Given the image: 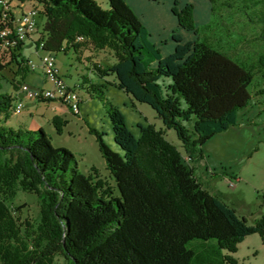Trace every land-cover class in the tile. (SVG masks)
Returning a JSON list of instances; mask_svg holds the SVG:
<instances>
[{
  "label": "trees",
  "instance_id": "16d2710c",
  "mask_svg": "<svg viewBox=\"0 0 264 264\" xmlns=\"http://www.w3.org/2000/svg\"><path fill=\"white\" fill-rule=\"evenodd\" d=\"M187 1L181 9L175 1L171 13L195 39L183 42L174 31V51L164 57L124 0H107V10L95 0H40L42 51L58 53L63 45L64 52L77 51V37L97 51L110 50L113 65L89 70L100 79L113 76L118 90L148 105L164 130H174L189 162L164 130L139 124L135 137L105 86L83 76L81 88L106 107L121 150L93 131L112 187L95 170L84 176L74 155L54 148L42 129L10 128L15 97L0 92V264H56L57 258L64 264H190L194 252L187 244L194 240H215L228 253L219 264H237L231 255L247 236L258 234L264 245V216L248 225L203 188L192 164L204 160V144L235 125L252 99L262 96L257 105L264 111V0H208L211 19L201 28ZM24 45L11 51L19 73L28 70ZM4 70L0 64V75ZM9 85L18 89L12 80ZM192 117L190 134L184 123ZM52 124L60 132L61 120ZM19 191L39 199L32 230L21 228L8 204Z\"/></svg>",
  "mask_w": 264,
  "mask_h": 264
},
{
  "label": "rangeland",
  "instance_id": "374dc122",
  "mask_svg": "<svg viewBox=\"0 0 264 264\" xmlns=\"http://www.w3.org/2000/svg\"><path fill=\"white\" fill-rule=\"evenodd\" d=\"M102 9L107 10V0H95ZM137 20L147 29L150 41L156 46L160 54L169 50L171 45V34L173 30H178L175 17L171 13L174 2L177 8L181 9L187 0H124ZM193 19L196 28H201L210 19V4L208 0H192ZM42 20L39 21V31H42ZM186 39L192 34L180 32ZM167 43V46H164ZM81 47L89 50V53L99 54L93 48L90 41L80 43ZM80 47V48H81ZM12 53L0 48V64L5 66V70L0 75V92L15 97L13 88L9 81L31 86H42L48 88L50 84H43V75L37 68L35 71L26 70L23 73L17 72V65L11 59ZM26 60L32 61L39 66L41 52H36L35 46L29 43L21 51ZM106 62L114 64L116 59L110 50L100 53ZM16 55V53H15ZM90 59V58H88ZM56 65L58 73L70 86L75 82H81L80 75L87 74V69L77 61V56L70 49L66 55L58 52L56 55ZM24 66V65H22ZM24 68V67H22ZM91 68V67H90ZM89 68V69H90ZM95 84L104 85L107 100L117 108L125 119V124L129 131L135 136H139L138 125H151L156 130H164L161 121L155 112L146 104L135 102L132 97L114 85V77L110 76L100 79L94 75L90 77ZM32 88V87H31ZM252 86L249 90L252 91ZM259 89V88H258ZM76 93L79 95L81 103L79 105V115H74L68 107L66 117H61L60 132L44 120L36 118L31 121L25 120L26 127L21 130L38 131L39 120L43 121L42 127L48 140L54 148H64L71 152L78 162L79 171L84 176H93L92 170L96 171L97 177L110 186H114L110 174L106 169L104 159L100 153L99 146L93 131L103 133V142L114 152L121 153L120 148L115 144L110 121L106 114V107L97 98H90L86 89L79 88ZM262 96H257L256 100L240 110L237 115L236 124L230 126L226 131L213 136L202 147V153L208 168L207 185L211 186L218 194L216 195L230 207L236 214L244 218L248 225L254 226L264 216V111L257 105ZM259 100V101H258ZM24 108H25V101ZM16 100L12 103L14 107ZM23 108V110H24ZM29 108V106H26ZM41 115L46 112L40 109ZM20 114H10L8 126L17 131L20 122ZM195 119L184 123V126L191 134ZM166 140L171 143L183 156L186 162L189 159L184 155L181 142L178 140L174 130H164ZM194 173L203 162L192 163ZM202 173L200 170L198 173ZM233 179L237 180L234 181ZM234 181L235 187L230 188L228 181ZM203 186V185H202ZM208 190V189H205ZM222 196V197H221ZM13 211V216L21 225L22 229L32 230L39 220L40 204L37 195L19 191L8 203ZM28 225V226H27ZM215 245V246H214ZM187 248L194 252L190 264H200L202 260L219 264L222 258L228 253L218 248L215 240L199 241L194 240L187 244ZM237 264H264V245L258 234L247 236L237 246L236 253L231 255ZM56 264H64L62 258H57Z\"/></svg>",
  "mask_w": 264,
  "mask_h": 264
},
{
  "label": "built area",
  "instance_id": "2783aa9c",
  "mask_svg": "<svg viewBox=\"0 0 264 264\" xmlns=\"http://www.w3.org/2000/svg\"><path fill=\"white\" fill-rule=\"evenodd\" d=\"M43 12V5L40 0H0V48L8 51L14 50L18 44L31 42L37 47L36 52H41L39 69L48 88L33 89L26 84L19 86V94L28 101L38 103L59 102L68 107L73 114H78L80 98L74 89L69 87L59 75L56 65L55 52L42 51L43 41L39 31V21ZM85 37H77L75 44L85 42ZM65 45L60 52H64ZM29 70L35 71L36 66L32 61L27 63ZM16 103L12 108L13 114H20L24 108L23 99L15 97ZM230 188L235 187L234 181H228Z\"/></svg>",
  "mask_w": 264,
  "mask_h": 264
},
{
  "label": "crops",
  "instance_id": "0c3cea01",
  "mask_svg": "<svg viewBox=\"0 0 264 264\" xmlns=\"http://www.w3.org/2000/svg\"><path fill=\"white\" fill-rule=\"evenodd\" d=\"M210 4V3H209ZM210 9H211V6H210ZM178 25V24H177ZM176 32L178 35H180L181 36V38L183 39V42H189V41H193L194 39H195V36L192 34V33H188V32H185V31H183L182 29H180L179 27H178V30H173V32ZM172 32V33H173ZM180 32H183V33H186V34H192L193 36L190 38V37H187L186 39H184V37L180 34ZM171 36H172V34H171ZM171 45H170V48H169V50L164 54V57L165 56H168L169 54H171L173 51H174V48H175V44H174V42L172 41V39H171ZM30 44V45H33V47H34V44H32L31 42H26L25 43V45H24V48H25V46L27 45V44ZM164 46H167V43L165 44L164 43ZM70 49H72V51L74 52V54L77 56V61L82 65V67L84 68V69H87V74H88V77L90 78V77H92V75H93V72L91 71V70H89V68L92 66V65H94V64H96V65H98L100 68H102V69H106V68H108V67H110L111 65H113V64H111V63H109V62H106L105 60H104V58L102 57V55L100 54V53H102V52H104V50H99V51H97L99 54H94L93 52L92 53H89V50L88 49H85L83 46L81 47V48H79L77 51H74V49L73 48H66V52H63L64 53V55H66L67 54V52L70 50ZM88 58H90V59H88ZM38 69H39V66H38ZM39 71H40V73L42 74V72H41V70L39 69ZM33 72V71H32ZM43 75V74H42ZM83 76H86L85 74H82V75H80L79 76V78L81 77H83ZM62 77V76H61ZM63 78V77H62ZM64 79V78H63ZM91 79V78H90ZM92 80V79H91ZM65 81V80H64ZM66 82V81H65ZM67 83V82H66ZM43 84L44 85H48V82L47 81H45V79H44V76H43ZM69 87H71L72 89H74L75 91H77L79 88H81V82H79V81H77V82H75L73 85H69V84H67ZM33 89H37V88H44V87H40V86H31ZM19 89V88H18ZM18 89L17 90H15L14 92V96L15 97H18V98H21V99H23L24 101H25V108H24V110L22 111V113H20V115H21V119H20V122L17 124L18 125V128L19 129H21V128H23V127H26V125H25V120L27 119V118H30V120L32 121H35L36 120V118H40V119H42V120H44V121H46L45 123L46 124H49V125H52L53 126V124H52V120L54 119V118H61V117H66V115H67V113H68V111L69 110H67L66 109V107L64 106V105H62V104H60L59 102H44V103H38V102H34V101H28V100H25L24 98H23V95H21V94H19V91H18ZM80 103H81V100H80ZM80 105V104H79ZM26 106H29V108H26ZM40 109H43V110H45L46 112H44V114L43 115H41L40 113H39V111H41ZM79 111H80V109H79ZM79 111H78V114L77 115H79ZM70 112V111H69ZM38 122H40V126H39V128L40 129H43V127H42V122L43 121H41V120H39ZM8 123L9 122H7V125H8ZM54 127V126H53ZM203 162V164H202V166H199V168L197 169V171L199 172L200 170L202 171V173L200 172V173H198L197 172V175H196V173H195V176L197 177V179H198V181L203 185V188L204 189H208V190H206L207 192H209L210 194H213V195H218L214 190H213V188L211 187V186H208V188H206L207 186H204V184H206L207 185V176H208V173H209V171H208V168H207V165H206V160H203L202 161ZM234 181H237V180H235V179H233ZM230 181V180H229ZM222 197V196H221Z\"/></svg>",
  "mask_w": 264,
  "mask_h": 264
}]
</instances>
